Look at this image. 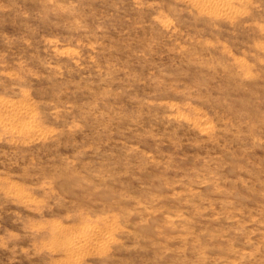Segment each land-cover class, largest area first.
Wrapping results in <instances>:
<instances>
[{
    "label": "rangeland",
    "instance_id": "1",
    "mask_svg": "<svg viewBox=\"0 0 264 264\" xmlns=\"http://www.w3.org/2000/svg\"><path fill=\"white\" fill-rule=\"evenodd\" d=\"M0 0V264H264V0Z\"/></svg>",
    "mask_w": 264,
    "mask_h": 264
},
{
    "label": "bare ground",
    "instance_id": "2",
    "mask_svg": "<svg viewBox=\"0 0 264 264\" xmlns=\"http://www.w3.org/2000/svg\"><path fill=\"white\" fill-rule=\"evenodd\" d=\"M198 5H206L210 8H219L217 10L221 12H227L229 10V4L227 0H190Z\"/></svg>",
    "mask_w": 264,
    "mask_h": 264
}]
</instances>
